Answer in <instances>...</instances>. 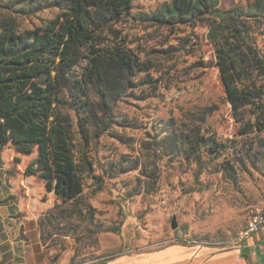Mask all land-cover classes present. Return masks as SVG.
I'll list each match as a JSON object with an SVG mask.
<instances>
[{
    "label": "rangeland",
    "instance_id": "374dc122",
    "mask_svg": "<svg viewBox=\"0 0 264 264\" xmlns=\"http://www.w3.org/2000/svg\"><path fill=\"white\" fill-rule=\"evenodd\" d=\"M172 2L132 0L133 12L152 14ZM210 2L221 12H257L254 32L264 54V0H201ZM46 4L0 0V13L32 29L59 13ZM112 28L119 37L108 34V41L123 42L148 69L123 81L122 96L105 111L95 105L96 117L84 101L66 97L62 111L73 120L77 162L91 164L80 197L63 203L45 181L26 175L38 149L23 157L11 144L1 155V176L13 170L29 180L17 192L22 211L15 219L29 236L23 240L44 264H94L172 241L234 246L251 216L264 211V133L240 134L208 23L167 27L130 19Z\"/></svg>",
    "mask_w": 264,
    "mask_h": 264
},
{
    "label": "trees",
    "instance_id": "16d2710c",
    "mask_svg": "<svg viewBox=\"0 0 264 264\" xmlns=\"http://www.w3.org/2000/svg\"><path fill=\"white\" fill-rule=\"evenodd\" d=\"M40 2L59 13L32 29H22L13 14L0 13V169L8 145L23 156L38 149L26 175L45 181L63 203L80 197L83 173L91 164L77 162L73 120L62 107L69 104V95L84 101L96 117L95 105L105 111L122 96L123 81L148 69L123 42L108 41V34L119 37L113 25L130 19L167 27L207 22L220 80L240 134L264 133V54L255 38L257 12H221L213 2L173 0L164 10L137 16L132 0ZM223 15L231 22H219Z\"/></svg>",
    "mask_w": 264,
    "mask_h": 264
},
{
    "label": "crops",
    "instance_id": "0c3cea01",
    "mask_svg": "<svg viewBox=\"0 0 264 264\" xmlns=\"http://www.w3.org/2000/svg\"><path fill=\"white\" fill-rule=\"evenodd\" d=\"M16 175L13 170L0 175V264H44L30 241L23 240V235L29 238L28 230L15 219L22 211L18 189H27L29 182ZM94 264H264V225L242 244L223 249L172 241L160 248L123 251Z\"/></svg>",
    "mask_w": 264,
    "mask_h": 264
},
{
    "label": "built area",
    "instance_id": "2783aa9c",
    "mask_svg": "<svg viewBox=\"0 0 264 264\" xmlns=\"http://www.w3.org/2000/svg\"><path fill=\"white\" fill-rule=\"evenodd\" d=\"M263 225H264V211H258L253 216H251L247 226L239 233L236 239V244H242Z\"/></svg>",
    "mask_w": 264,
    "mask_h": 264
},
{
    "label": "water",
    "instance_id": "95a60500",
    "mask_svg": "<svg viewBox=\"0 0 264 264\" xmlns=\"http://www.w3.org/2000/svg\"><path fill=\"white\" fill-rule=\"evenodd\" d=\"M178 226L179 224H178L177 216L174 215L171 221V229L175 231L178 229Z\"/></svg>",
    "mask_w": 264,
    "mask_h": 264
}]
</instances>
